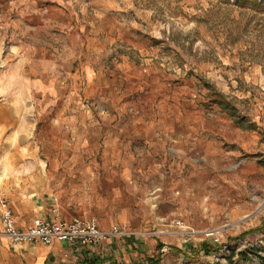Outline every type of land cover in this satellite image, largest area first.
<instances>
[{"label":"rangeland","instance_id":"1","mask_svg":"<svg viewBox=\"0 0 264 264\" xmlns=\"http://www.w3.org/2000/svg\"><path fill=\"white\" fill-rule=\"evenodd\" d=\"M57 51L103 82L39 88ZM2 170L0 197L43 190L104 230L180 219L207 264H264V3L0 0Z\"/></svg>","mask_w":264,"mask_h":264},{"label":"crops","instance_id":"2","mask_svg":"<svg viewBox=\"0 0 264 264\" xmlns=\"http://www.w3.org/2000/svg\"><path fill=\"white\" fill-rule=\"evenodd\" d=\"M80 52H55L46 61L41 60V71L33 82H45L57 89H82L89 82H103V74L95 72L88 60H82ZM45 77H48L45 80ZM77 85L79 87H77ZM152 128H157L156 124ZM147 138L148 146L173 140L176 134H133ZM145 136V137H144ZM251 172L257 167L245 165ZM263 172L262 168H259ZM0 171V180L3 177ZM7 199V198H6ZM13 212L18 215L17 226H29L35 217L69 220L74 216L65 214L59 200L46 191L16 194L7 199ZM69 217V218H68ZM143 222L141 223V225ZM132 228L125 236H112L94 245L69 244L53 240L49 244L40 241L11 243L8 238L0 242V264H207L200 256L212 254L211 237H197L180 233V228H168L159 221L150 227Z\"/></svg>","mask_w":264,"mask_h":264},{"label":"built area","instance_id":"3","mask_svg":"<svg viewBox=\"0 0 264 264\" xmlns=\"http://www.w3.org/2000/svg\"><path fill=\"white\" fill-rule=\"evenodd\" d=\"M153 198H156L154 195ZM18 215L15 214L5 197H0V242L8 238L11 243L40 241L49 244L53 240H61L69 244L94 245L112 236H125L132 231L119 227L108 230L101 229L97 224L88 222L79 216L69 220L43 219L35 217L32 223L20 228L17 226ZM180 228V233L190 235L196 233L193 229L183 226L180 219L173 222ZM206 236H213L211 231H205ZM214 240H217L214 237Z\"/></svg>","mask_w":264,"mask_h":264},{"label":"trees","instance_id":"4","mask_svg":"<svg viewBox=\"0 0 264 264\" xmlns=\"http://www.w3.org/2000/svg\"><path fill=\"white\" fill-rule=\"evenodd\" d=\"M261 3H264V0H261Z\"/></svg>","mask_w":264,"mask_h":264}]
</instances>
